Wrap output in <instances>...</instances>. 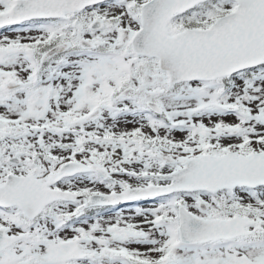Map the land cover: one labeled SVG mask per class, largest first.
Returning <instances> with one entry per match:
<instances>
[{
	"label": "snow or ice",
	"instance_id": "6c2138e0",
	"mask_svg": "<svg viewBox=\"0 0 264 264\" xmlns=\"http://www.w3.org/2000/svg\"><path fill=\"white\" fill-rule=\"evenodd\" d=\"M0 264H264V0H0Z\"/></svg>",
	"mask_w": 264,
	"mask_h": 264
}]
</instances>
